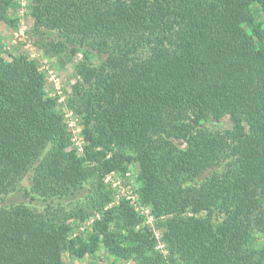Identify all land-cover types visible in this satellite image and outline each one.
<instances>
[{
  "label": "trees",
  "instance_id": "obj_1",
  "mask_svg": "<svg viewBox=\"0 0 264 264\" xmlns=\"http://www.w3.org/2000/svg\"><path fill=\"white\" fill-rule=\"evenodd\" d=\"M254 4L264 10V0H32L38 47L60 62L82 55L68 103L87 143L79 155L32 60L0 59V264H64V252L100 245L123 263L264 264ZM12 5L0 0V22L15 23ZM226 114L232 128L206 127ZM135 164L136 191L164 217L167 257L128 201L107 207L104 177ZM94 213L89 237H71L70 220Z\"/></svg>",
  "mask_w": 264,
  "mask_h": 264
},
{
  "label": "rangeland",
  "instance_id": "obj_2",
  "mask_svg": "<svg viewBox=\"0 0 264 264\" xmlns=\"http://www.w3.org/2000/svg\"><path fill=\"white\" fill-rule=\"evenodd\" d=\"M13 3L9 9L8 15L15 23L6 21L0 22V59L10 61L14 56H25L32 60L39 71L45 75V91L47 96L58 98V109L64 115L67 122L68 130L72 135V144L76 148L79 155L83 152V146L87 143L83 133V123L80 114L69 106V98L72 94V86L79 80L80 76L76 70V64L82 59V55L78 54L72 61L60 62L56 56L47 55L35 43L33 34L34 17L31 13L30 5L32 0H11ZM254 14L259 21L264 24V10L258 4L252 6ZM64 60L67 57H63ZM206 127L210 130H220L232 128V122L229 115H224L219 120L206 123ZM183 143L181 146H184ZM138 165H130L128 170L123 174L111 172L104 177V184L107 189L112 191V198L109 200L107 207L118 205L122 200H126L134 207L135 211L143 217L141 225L150 227L156 237V249L162 253L164 257L168 256V249L162 236L164 227L161 220L164 217H157L152 208L145 204L139 193L136 191V176L138 173ZM31 179L27 176L23 180L24 186H31ZM20 193V198L21 195ZM6 200H11L6 197ZM86 198H82L80 202H85ZM8 201V202H9ZM6 202V201H5ZM4 201L0 200V205ZM76 204L74 199L70 205H66L69 209ZM106 207V208H107ZM100 218L97 213L91 214L85 220L72 219L71 237H81L87 239L93 229L95 219ZM261 240V238H260ZM64 264H135L133 259L122 262L109 253L104 245H100L94 255L86 254L84 257L71 255L68 251L63 254ZM207 264H213L205 261ZM204 262V264H205ZM164 264H170L165 262Z\"/></svg>",
  "mask_w": 264,
  "mask_h": 264
}]
</instances>
